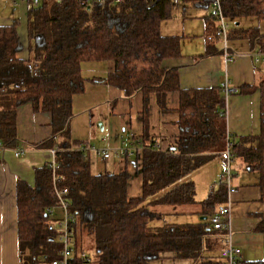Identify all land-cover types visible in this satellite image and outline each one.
Segmentation results:
<instances>
[{
    "label": "trees",
    "instance_id": "1",
    "mask_svg": "<svg viewBox=\"0 0 264 264\" xmlns=\"http://www.w3.org/2000/svg\"><path fill=\"white\" fill-rule=\"evenodd\" d=\"M211 1L185 3L209 10ZM222 5L234 23L229 37L262 42L264 34L258 28L235 24L246 18L264 21V0H222ZM173 7L171 0L93 2L90 8L80 0H45L39 7H29L28 58L20 56L24 43L19 22L0 25V143L6 149L18 148V111L31 104L34 112L51 116L52 135L38 146L56 147L59 164L56 171L50 164L36 168L34 185L18 182L19 264H48L59 257L62 245L47 213L57 204L56 187L67 188L71 211L77 216L72 264H147L166 253L194 261L202 256L211 231L209 217L226 204L228 185L211 187L199 201L190 175L227 149L226 98L220 86L183 88L179 69L167 65L182 56L181 38L161 33V23L171 17ZM210 39L205 54L220 53L213 43L218 38ZM86 61L114 62L112 72L92 78L93 82L114 86L126 97L143 94L140 196H129L131 174L126 168L94 174L90 156L79 149L84 142L72 137L73 98L86 89L81 67ZM257 90L259 132L231 136L229 148L231 159L238 158L246 170L259 173L264 204V79L241 88L248 93ZM171 92L180 94L179 140L162 151L148 139L149 99L154 94L161 112H166ZM132 163L137 165L138 160ZM190 206L191 213L196 210L207 219L168 222V213L160 209ZM159 220L164 222L154 225ZM256 229L264 236V211ZM84 252L87 258L82 257ZM241 264H264V258Z\"/></svg>",
    "mask_w": 264,
    "mask_h": 264
},
{
    "label": "crops",
    "instance_id": "2",
    "mask_svg": "<svg viewBox=\"0 0 264 264\" xmlns=\"http://www.w3.org/2000/svg\"><path fill=\"white\" fill-rule=\"evenodd\" d=\"M28 11L29 5L23 0H0V25L19 22L18 31L24 43L20 56L23 58H28L30 54L27 32ZM232 25L234 26V23ZM235 25L258 28L260 33L264 34V21L258 22L253 18H246ZM161 33L164 36L181 38L182 56L170 59L167 65L179 69L182 87H221L227 79L232 93L230 95L224 93L225 111L227 129L231 132L232 139L237 136L257 134L260 128V93L258 90L251 93L242 92L241 88L245 85H258L264 79V39L261 43L252 44L248 39L230 37V50L235 57L229 63L225 62L220 42L216 39L213 43L220 53L206 55L207 42L215 35V25L210 18L208 8L194 3L174 6L171 17L161 23ZM194 41L197 42L194 44ZM189 44L196 47L186 48ZM81 67L82 74L87 79L86 89L82 94L74 96L73 113H83L86 118L83 123L78 122L80 121L78 119H72V137L88 145L96 146L93 142L97 140L104 148H130L133 154L126 158L105 160L100 155L90 154L91 170L94 174H102L117 173L126 168L131 174L129 196H140L143 176L139 158L145 148L143 94L139 92L132 97H126L114 86L91 80L96 77H106L112 72L113 61H86ZM179 104V92H171L167 95L168 111L161 112L155 95H150L148 139L162 151H168L179 140L177 112ZM17 125L20 140L18 148L23 149L24 152L16 156L15 149L0 150V264H19L16 202L18 182L22 180L34 185L36 168L50 163L55 156V148L38 146L52 135L51 116L48 113H36L31 104H25L19 108ZM133 159L138 160L137 165L132 163ZM229 165L231 177L226 204H229L231 209L232 241L242 250L241 262L262 260L264 236L256 229L264 211L260 175L246 170L243 162L238 158L231 159ZM227 167L225 156L220 155L190 175V179L196 184L197 200L205 199L211 187L217 188L221 184ZM214 183L219 185L215 186ZM198 192L205 196L199 198ZM160 209L168 213L166 218L192 216V218H182L187 221L169 220L168 222L198 223L199 221L195 220L197 216L201 217L200 220H204V216L195 213L196 210L191 213L192 208ZM154 225L161 224L155 221ZM221 237L219 232L211 229L202 256L195 261L180 258L174 253H166L147 264H225L221 256Z\"/></svg>",
    "mask_w": 264,
    "mask_h": 264
},
{
    "label": "built area",
    "instance_id": "3",
    "mask_svg": "<svg viewBox=\"0 0 264 264\" xmlns=\"http://www.w3.org/2000/svg\"><path fill=\"white\" fill-rule=\"evenodd\" d=\"M27 2L29 7H39L45 0H23ZM60 1V0H57ZM82 4L88 8L91 7L93 2H99L102 5L106 4L109 1L116 3H121L123 0H80ZM188 0H171L173 6H181ZM210 15L215 21V36L218 38V41L221 45L222 54L226 63L231 62L235 54L230 50V31L232 29V22L229 21L225 15L224 8L222 5V0H212L209 6ZM261 55V53H260ZM223 92L226 95L232 93V89L229 86V81L226 79L221 85ZM226 116V111H225ZM232 134L227 130V140L228 146L224 151V156L228 162V167L226 169L227 179H223L221 182H225L227 185L230 184L231 177V152L229 148V139ZM156 148V147H155ZM6 149L0 143V150ZM79 149L87 155L97 154L102 156L103 159L111 158H126L133 154L132 150L129 148H118L110 149L104 148L100 149L93 145L83 144ZM158 149V148H156ZM57 148L55 147L54 152L56 154ZM24 152L23 149H15L16 156H20ZM51 165L52 169L56 171L59 167V164L56 161V157L48 163ZM57 178V176H55ZM55 194L57 197V204L47 208V213L54 219V225L57 231V237L60 241L62 248L59 254V257L53 259L48 264H72V259L76 253L75 247V225L77 223V216L71 211V201L68 197L67 188H55ZM231 209L229 204H225L220 207L215 213L209 217V224L211 229L219 232L221 234V256L225 264H241V248L236 246L232 241L231 233ZM88 253H82L83 258H87Z\"/></svg>",
    "mask_w": 264,
    "mask_h": 264
},
{
    "label": "rangeland",
    "instance_id": "4",
    "mask_svg": "<svg viewBox=\"0 0 264 264\" xmlns=\"http://www.w3.org/2000/svg\"><path fill=\"white\" fill-rule=\"evenodd\" d=\"M190 8H193V6H190ZM209 12H210V10H209ZM174 15V14H173ZM232 27H233V25H232ZM194 28H196V27H194ZM186 34H188V32H186ZM197 41H194L193 43L195 44ZM193 47H196V45H191V44H189L186 48H193ZM85 115L83 114V113H79V114H75L74 113V115H73V120L75 119H78V120H80V121H78V122H81V123H83V121L85 120ZM93 144H95L96 146L95 147H97V148H100V149H104V146H101L100 145V141H97V140H95V142H93ZM98 145H100L99 147H98ZM94 146V145H93ZM227 169V168H226ZM223 177H224V179L226 180L227 179V174H226V171H225V173H224V175H223ZM219 183V182H218ZM215 184V183H214ZM220 184V183H219ZM218 184V185H219ZM217 184H215V186H218ZM198 194H199V198H200V196H201V198H203L204 196H202V194H200V192H198ZM191 207V206H190ZM191 208H194V207H191ZM184 217H190V218H192V216H185V215H182V216H178L177 218H176V216H172V217H168V218H166L167 219V221H169V220H173V221H187L186 219H182V218H184ZM201 219V217L200 216H197L196 218H195V220L196 221H201L200 220ZM160 224H162L163 222H164V220H159L158 221Z\"/></svg>",
    "mask_w": 264,
    "mask_h": 264
},
{
    "label": "water",
    "instance_id": "5",
    "mask_svg": "<svg viewBox=\"0 0 264 264\" xmlns=\"http://www.w3.org/2000/svg\"><path fill=\"white\" fill-rule=\"evenodd\" d=\"M204 219H206L207 217H203Z\"/></svg>",
    "mask_w": 264,
    "mask_h": 264
}]
</instances>
